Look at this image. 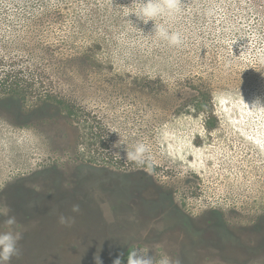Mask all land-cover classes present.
<instances>
[{"label":"rangeland","instance_id":"1","mask_svg":"<svg viewBox=\"0 0 264 264\" xmlns=\"http://www.w3.org/2000/svg\"><path fill=\"white\" fill-rule=\"evenodd\" d=\"M181 2L165 25L184 37L176 48L133 0H0V56L51 95H0V204L23 227L11 264H127L141 248L173 264H264V111L250 108L264 103V23L235 0L216 13L225 25L202 20L213 101L199 110L185 85L201 72L200 29L194 0ZM137 143L143 165L126 160Z\"/></svg>","mask_w":264,"mask_h":264},{"label":"clouds","instance_id":"2","mask_svg":"<svg viewBox=\"0 0 264 264\" xmlns=\"http://www.w3.org/2000/svg\"><path fill=\"white\" fill-rule=\"evenodd\" d=\"M131 6H135L132 12L139 21L145 25L149 21H153L152 32L159 40L167 43L169 47L179 48L184 44V37L180 31L169 30L165 25L172 19L181 15L184 5L181 0H133ZM261 97H257L251 101V107L246 102V106L253 111H264V103H261ZM115 131V130H114ZM125 145L120 139L115 148ZM126 152V160L143 165L146 159H150L147 155L149 147L144 143H137L134 150H129L128 146L124 149ZM39 191V188H36ZM73 213L80 212V206L74 204L72 206ZM11 208L7 204H0V217H3V224L0 228V264H11L13 257L21 255L19 242L23 239V227L20 225L15 216L11 215ZM75 222L74 217L60 215L59 223L64 226H71ZM150 249L141 248L130 251L127 257V264H173V261L163 255L159 258L156 255H149ZM95 264H103L100 257H95ZM113 264H123L122 254L113 260ZM175 264H180L177 260Z\"/></svg>","mask_w":264,"mask_h":264},{"label":"trees","instance_id":"3","mask_svg":"<svg viewBox=\"0 0 264 264\" xmlns=\"http://www.w3.org/2000/svg\"><path fill=\"white\" fill-rule=\"evenodd\" d=\"M233 2V1H232ZM239 10H243L244 17L253 21L255 24L264 23V0H235ZM231 0H194L195 13L194 16L199 23L198 32V59H200V68L196 80H190L186 82V89L191 90L194 93V97L191 100L199 110L207 111V105H212V94L210 89L206 85L209 81L208 68L211 63L208 60L209 49H211L210 43L205 39L202 32V20L208 19V13L211 15L212 24L214 22H220L225 25L226 18L221 15V18L217 17L218 10H229ZM211 24V26H212ZM210 26V27H211ZM208 32V30H207ZM208 32V36H209ZM209 38V37H208ZM17 65L11 64L3 56H0V95L14 94L20 99H25L27 96L37 95L41 96L42 100H50L51 95H42L38 93L39 86L42 85L38 80V76L35 77L32 72L25 73L23 70H19ZM23 97V98H22ZM43 97V98H42Z\"/></svg>","mask_w":264,"mask_h":264}]
</instances>
